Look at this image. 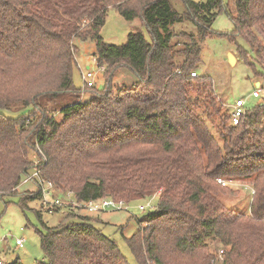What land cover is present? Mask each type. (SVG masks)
<instances>
[{"label":"trees","instance_id":"16d2710c","mask_svg":"<svg viewBox=\"0 0 264 264\" xmlns=\"http://www.w3.org/2000/svg\"><path fill=\"white\" fill-rule=\"evenodd\" d=\"M181 1L183 14L169 0H0V197L15 196L34 169L54 186L53 197L71 193L77 203L157 196L155 211L126 239L138 264H212L207 241L218 243L225 264H264V98L232 126L209 78L191 77L222 12L233 24L230 42L242 38L249 48L236 45L238 57L264 72V0H235L233 10L223 0ZM109 9L139 20L149 41L134 32L122 46L104 43ZM184 23L195 33L174 32ZM74 40L91 43L104 68V87L85 89L87 102L73 87ZM123 69L132 88L114 84ZM194 90L203 97L195 105ZM203 102L208 118H219L221 144L197 112ZM230 178L252 186L248 215L219 201L235 195L217 183ZM34 188L19 197L22 210L41 198ZM77 212L45 228L44 260L34 264H128L96 219Z\"/></svg>","mask_w":264,"mask_h":264},{"label":"rangeland","instance_id":"374dc122","mask_svg":"<svg viewBox=\"0 0 264 264\" xmlns=\"http://www.w3.org/2000/svg\"><path fill=\"white\" fill-rule=\"evenodd\" d=\"M194 3H200L202 0H190ZM235 0H223L225 8L234 9ZM172 8L179 14L184 12V4L181 0H169ZM175 33L185 31L186 33H195V29L188 23L178 24L173 27ZM233 31V24L225 12L220 13L214 20L210 32L211 36L206 38L201 45L200 62L196 71V78H209L213 94L217 104L221 107L220 115H228L232 111L236 100H245L246 110H250L258 105L264 98V72L258 67L251 68L247 62L241 60L236 54V45L240 46L248 54L249 48L242 38H236L235 43L230 42L229 35ZM139 32L147 41L149 35L145 26L139 21H125L115 9L107 11L105 24L100 31V37L104 43L114 46H122L126 42L129 33ZM77 48L75 53L76 66L73 68L72 82L73 87L80 91L81 100L87 102L89 95L83 91V83L81 73L86 68L96 71L92 56V44L81 43L74 40ZM229 55L235 58V64L229 63ZM251 58V55L248 56ZM251 61V60H250ZM104 69V68H103ZM96 80V89L101 91L104 87L103 72L98 74ZM116 84L122 88H132L135 80L125 69L115 74ZM259 84L262 88L260 99L251 98L252 92L256 89L255 84ZM203 97L196 94L195 90L190 94V103L194 105L201 102ZM69 103L68 99H62L61 105ZM206 103L203 102L201 108L197 112L207 123L210 132L218 140L219 138V118H208V112L205 113ZM8 117H17L19 113H5ZM58 113L49 114V118L58 119ZM33 163H39L36 155H31ZM30 171L29 173H31ZM223 180V179H222ZM232 184L228 187L234 192V196H220L219 201L228 209L235 212L248 215L250 202L253 194L252 186L249 181H240L229 179ZM223 180V181H229ZM26 192L35 193L36 190L32 184H21L17 189L15 196L0 197V264H10L17 259L22 264H34L44 260L43 253L40 248V235L45 234V228H55L62 221L65 214L70 208L55 210L52 213H46L42 210L41 200L37 199L27 203V208L22 210L19 206L20 196ZM58 199L63 201L64 206H68L67 197L58 193ZM71 200H74L71 197ZM158 204V197L154 196L140 202L129 204L128 212L126 211H107L98 214H88L84 211L77 212L79 216H89L95 218L94 226L100 230L102 234L110 238L117 245L121 255L126 259L128 264H138L131 251L129 250L126 239L132 237L137 231V219L143 214L155 211ZM145 207V212H140L138 208ZM149 206V207H147ZM40 212L41 221L35 215ZM21 240L23 248L16 247L15 242ZM209 252L215 255L219 248L218 243H210Z\"/></svg>","mask_w":264,"mask_h":264},{"label":"built area","instance_id":"2783aa9c","mask_svg":"<svg viewBox=\"0 0 264 264\" xmlns=\"http://www.w3.org/2000/svg\"><path fill=\"white\" fill-rule=\"evenodd\" d=\"M95 63V62H94ZM104 69L97 68L96 71L91 70V68H86V71L81 73V80L83 83V91L87 88H92L95 85L96 80L98 79V74L103 72ZM191 77H196V74H191ZM260 87L256 88L252 94L251 98L253 99H259L260 98ZM245 100L238 99L236 100L234 106L231 107L232 111L230 112V124L232 126H237L241 120L246 116L247 110L245 108ZM218 184H220L223 187H229L230 184H232V181H223L222 179H219L217 181ZM22 184H32L33 186H38L41 191V207L42 210L46 213H52L55 212V210L70 208L75 209L78 211H84L89 214H98L103 213L107 211H126L128 212V206L124 201H114L112 199H100V200H93L86 203H77L75 200H71V193H68L66 195L68 206H64L63 201L58 199L57 197H53L54 194V186L50 182H46L42 180L40 176V172L36 169H34L31 173H29L27 176L24 177ZM149 207V206H147ZM145 207L140 206L138 210L140 212H145ZM15 245L18 248L23 247V243L21 240H17L15 242ZM212 264H225L223 252L218 251L214 255V260L212 261Z\"/></svg>","mask_w":264,"mask_h":264},{"label":"water","instance_id":"95a60500","mask_svg":"<svg viewBox=\"0 0 264 264\" xmlns=\"http://www.w3.org/2000/svg\"><path fill=\"white\" fill-rule=\"evenodd\" d=\"M232 60V61H231ZM233 62V63H232ZM229 63L231 64V65H234L235 64V58L232 56V55H229ZM259 84L257 83V84H255V87L256 88H259Z\"/></svg>","mask_w":264,"mask_h":264},{"label":"crops","instance_id":"0c3cea01","mask_svg":"<svg viewBox=\"0 0 264 264\" xmlns=\"http://www.w3.org/2000/svg\"><path fill=\"white\" fill-rule=\"evenodd\" d=\"M17 247V246H16ZM23 248V247H22ZM19 249H21V248H19Z\"/></svg>","mask_w":264,"mask_h":264},{"label":"bare ground","instance_id":"6f19581e","mask_svg":"<svg viewBox=\"0 0 264 264\" xmlns=\"http://www.w3.org/2000/svg\"><path fill=\"white\" fill-rule=\"evenodd\" d=\"M232 61V60H231ZM233 63V62H232Z\"/></svg>","mask_w":264,"mask_h":264}]
</instances>
